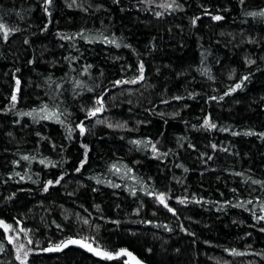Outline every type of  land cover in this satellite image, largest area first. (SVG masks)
I'll return each mask as SVG.
<instances>
[{
  "label": "trees",
  "instance_id": "1",
  "mask_svg": "<svg viewBox=\"0 0 264 264\" xmlns=\"http://www.w3.org/2000/svg\"><path fill=\"white\" fill-rule=\"evenodd\" d=\"M260 13L0 0V264H264Z\"/></svg>",
  "mask_w": 264,
  "mask_h": 264
},
{
  "label": "snow or ice",
  "instance_id": "2",
  "mask_svg": "<svg viewBox=\"0 0 264 264\" xmlns=\"http://www.w3.org/2000/svg\"><path fill=\"white\" fill-rule=\"evenodd\" d=\"M50 2H51V0H48V3H50ZM254 15H255V13H254ZM260 15H264V13H260ZM214 19L219 20V19H221V17L216 16V17H214ZM0 29H4V25L2 23H0ZM7 34H8L7 31H5L4 32L5 38L7 37ZM140 70H141V78H143V76H142V74H143V66H141V69ZM117 83H119V82H117ZM132 83H135V81H132ZM17 85H19V81H17ZM236 87H240V85H237ZM13 100H15V96H13ZM98 103H99V101H98ZM46 109H47V106H45V110ZM99 110L100 109H95L94 111L90 112L89 114L90 115H94L95 112L96 111H99ZM205 125L207 127H215V125L210 124L207 120L205 121ZM83 131H84V129H83V127H81V132H83ZM25 159H27V157H25ZM49 184H51V181L49 182ZM45 191H47V188H45ZM159 199L161 200V203L164 202V198L162 196L159 197ZM165 206H167V205H165ZM169 210L171 211V209H169ZM0 223H2V222H0ZM4 227H5V230H7L9 226L4 225ZM11 242H12V239L9 238V243H11ZM68 243H77V241L69 240V241L61 242L60 245H57L56 246L55 250H59L62 246H66ZM82 246H86V245H82ZM22 248H23V245H20L19 246V249H18V253H19V250L22 249ZM49 250H52V249H49ZM89 250L90 251H94L90 247H89ZM97 254L98 255H102V256H104L106 258H109V259L112 258V254H109V253H106V252H98ZM127 254L130 255V253H127ZM24 255L26 257L27 256V252H25ZM117 255H119V254H117ZM17 259H21L20 256H19V254L17 255ZM21 264H26V261L25 260H21Z\"/></svg>",
  "mask_w": 264,
  "mask_h": 264
},
{
  "label": "rangeland",
  "instance_id": "3",
  "mask_svg": "<svg viewBox=\"0 0 264 264\" xmlns=\"http://www.w3.org/2000/svg\"><path fill=\"white\" fill-rule=\"evenodd\" d=\"M159 197H161V195H157V196H155L154 198H153V201H154V203L156 204V206H159V207H166L165 205H167V200L164 198V202L163 203H161V200L159 199ZM82 245H86V246H82ZM77 246H79L80 248H82V249H84L86 252H88V253H90V254H92L93 256H95V257H104V256H102V255H98L97 253L98 252H102V251H100V250H97V249H95L92 245H90V244H87V243H81V242H77ZM89 247L91 248V249H93L94 251H90L89 250Z\"/></svg>",
  "mask_w": 264,
  "mask_h": 264
},
{
  "label": "water",
  "instance_id": "4",
  "mask_svg": "<svg viewBox=\"0 0 264 264\" xmlns=\"http://www.w3.org/2000/svg\"><path fill=\"white\" fill-rule=\"evenodd\" d=\"M127 253H130V252L121 251L118 253L119 254L118 257L125 259L127 261V264H144L132 253H130V255H128Z\"/></svg>",
  "mask_w": 264,
  "mask_h": 264
}]
</instances>
